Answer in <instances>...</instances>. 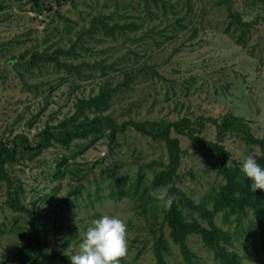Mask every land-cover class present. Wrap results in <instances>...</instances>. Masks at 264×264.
<instances>
[{"label":"rangeland","instance_id":"rangeland-1","mask_svg":"<svg viewBox=\"0 0 264 264\" xmlns=\"http://www.w3.org/2000/svg\"><path fill=\"white\" fill-rule=\"evenodd\" d=\"M99 92L104 99L84 106L76 121L95 114L117 122L219 120L232 113L264 138V3L0 0V142L16 147L4 165L12 185L0 179V264H37L41 244L48 255L56 253L44 264H70L60 254H76L81 233L103 215L127 223L128 251L120 264H155L159 237L168 245L165 264H187L169 234L166 210L149 194L160 187L151 185L154 171L167 162L162 141L131 127L111 141L103 133L68 144L51 139L39 153L20 141L24 136L35 145L46 126L60 127L80 99ZM198 135L220 145L224 156L178 135L182 152L171 179L176 196L194 203L224 183L222 158L240 169L244 157L261 154L235 132L217 135L211 123ZM11 199L30 209L37 236ZM180 208L186 220L207 225L196 211ZM213 220L241 264H264L250 209L218 212ZM185 243L195 264H218L199 235L188 234Z\"/></svg>","mask_w":264,"mask_h":264},{"label":"trees","instance_id":"trees-1","mask_svg":"<svg viewBox=\"0 0 264 264\" xmlns=\"http://www.w3.org/2000/svg\"><path fill=\"white\" fill-rule=\"evenodd\" d=\"M33 1L35 5L38 4V0ZM258 1L264 3V0ZM227 8L229 15L232 18H237L233 14L231 6L229 5ZM33 58H35V54ZM104 97L105 94L99 92L97 95L88 99H80L77 103L75 113L68 119L61 121L59 124L60 127L46 126L40 132L41 139L35 145H29L24 136H19L20 141L23 142L25 148L39 153L50 143L51 139L61 144H68L75 138H87L103 133L111 141L114 139L116 133L123 132L127 127H131L139 133L148 135L152 139L162 141L166 149L167 162L163 165L162 169L154 171L151 185L160 187L167 184L173 185L170 189V194L175 195L176 199L173 201L171 209L166 210L165 218L169 227V234L172 240L179 244L183 258L187 264H195L190 258L192 253L185 243L186 236L191 233L199 235L200 240L211 250L218 264H241L239 256L234 251L227 250L225 247V244L229 242L227 232L214 223L213 217L218 212L226 215L229 213H242L244 209H250L257 228V243L255 248L264 252V192L259 189L251 192L249 188L251 182L247 180L239 168L228 167L225 164V158H222L218 173L224 178V183L215 193L205 197L204 200L198 203L192 202L183 194L180 198L177 197L178 190L171 179L179 165L180 154L182 152L178 135L194 140L206 149L216 151L219 155L224 156L223 148L220 145L211 140L202 139L198 134L206 123H211L215 127L217 135L226 131L235 132L246 142L256 144L259 147L261 154L257 160L262 168H264V138L253 135L248 123L242 117L232 113L224 114L219 120L210 116H199L195 121H192L190 118L182 116L172 121L124 120L117 122L109 115L95 114L89 119L76 121L77 116L81 114L84 106L90 105L91 102L99 98L103 100ZM68 122L71 124L70 126H68ZM53 129H55L54 132L52 131ZM171 133L175 135H171ZM15 150V145L8 147L6 144L0 142V179L4 180L8 187L12 183L4 165L7 161L14 159ZM180 204H184L189 209L196 211L200 217L206 220L207 225L204 226L198 223L196 219L186 220L182 214ZM10 207L26 213L29 221L34 226L33 232L37 236V228L34 225L36 218L30 209L18 199H11ZM167 249L168 245L165 239L161 237L156 239L154 242L155 264H165L162 253ZM37 253L39 255L37 264H44L51 255L56 254L52 252L51 255H48L42 244ZM60 257L66 261H70L66 255L60 254Z\"/></svg>","mask_w":264,"mask_h":264},{"label":"clouds","instance_id":"clouds-1","mask_svg":"<svg viewBox=\"0 0 264 264\" xmlns=\"http://www.w3.org/2000/svg\"><path fill=\"white\" fill-rule=\"evenodd\" d=\"M240 171L251 183L250 191L264 192V168L255 155L244 157ZM172 184L161 186L149 194L159 201L165 210H170L175 195L170 194ZM81 243L70 264H120L128 251V227L125 220L118 216L103 215L93 219L86 231L81 233Z\"/></svg>","mask_w":264,"mask_h":264}]
</instances>
